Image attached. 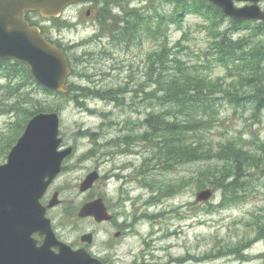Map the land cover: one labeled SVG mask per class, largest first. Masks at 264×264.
Returning <instances> with one entry per match:
<instances>
[{"label":"rangeland","instance_id":"374dc122","mask_svg":"<svg viewBox=\"0 0 264 264\" xmlns=\"http://www.w3.org/2000/svg\"><path fill=\"white\" fill-rule=\"evenodd\" d=\"M109 5L108 8L111 11L113 8V12L117 13L118 8L120 9L119 16L122 20L127 18L130 22L134 18L140 19L137 24L139 30L136 26L138 31L152 33L157 29L159 36L158 40H144L141 43H128L130 41L121 39L115 41L114 35L119 34L120 26L124 25L108 22L107 18L102 25L97 26L87 23L73 27L69 23H63L62 19L50 25L54 27L53 34L58 43L68 51V57L73 58L76 73L71 78L73 84L85 86L88 90L95 87L96 90L95 93H90L89 90L87 96L77 93L81 97L73 92L66 96H52L41 91L35 95L39 105L57 107L61 147H73V152L63 162V172L52 184L53 189L60 191L61 201L49 209L47 215L51 218L57 235L73 247L84 245L94 256L112 264H129L139 258L150 261V254L153 255V261H165V264H264V173L261 174L258 170V164L260 166L264 163V154H258L249 142H264V109H256L253 101L244 99L241 101L242 106L234 105L236 108L223 105L219 112L221 119L214 124L208 136L215 146L226 140L224 142H232L240 150L239 158L227 160L226 163L228 171L233 174L240 159V171L245 173L241 174L239 180L248 181L244 186L246 189L241 191L242 196L235 201H229L224 196L215 177L211 179L214 183L199 188L200 184L195 176L205 166L203 162L180 163L176 160L177 162H170L172 168H165L162 167L165 162L156 161L154 155L150 173H145L144 176L149 180L152 178L150 183L155 189L152 192L148 187L142 186L141 178L137 177L139 183L134 185L131 196L138 201H135L129 216L124 213L130 225L137 222L135 219L132 222L133 216L138 215L137 219L145 217L137 225L139 231L129 234L126 227H130L119 224L122 217L97 222L91 216H78L80 207L86 201L101 196L96 182L85 192L80 191L78 185L93 171L100 175L103 156L110 154L117 164L141 163L138 159L140 148L135 150L132 146V150H125V145H131L135 140L139 142L143 136L146 138L147 124L144 121L137 125L126 122L142 120V116L150 112L144 105H140L142 110L130 106L135 103H131V100L140 104L147 103L136 94L141 91V82H148L145 89L153 86L143 77L146 67L148 71L152 67L149 56L153 52L161 53L163 49L168 57L198 63L208 79L220 77L224 78V82H232L231 77L225 78V67L216 62L208 63L204 55L212 40L208 33L209 22L189 12H178L176 0H153L152 7L148 10L149 20L140 16L138 5H130L124 0H118L111 7ZM113 14L116 19V14ZM82 17L81 11L80 18ZM249 25L256 26L257 23L250 22L247 26ZM226 27L229 25L222 26L221 30ZM245 30L244 26L241 31L246 33ZM236 34L234 31L233 38L238 37ZM74 56H77V60ZM89 75L93 76L91 81ZM3 82L0 78V84ZM118 88L125 91L118 94ZM115 92L116 97L123 98L121 103H113L107 99ZM148 103L152 105L153 113L159 112L164 105H160V101L155 98ZM14 120L24 124L20 116H15ZM14 120L0 110V157H5L0 158V164L6 161L11 148L6 149L10 131H16L20 127L15 124L10 128V122ZM140 128H143L142 132ZM5 150L8 152L5 153ZM143 157L147 158L146 154ZM249 162L257 168H246ZM210 163L213 161L210 160ZM115 166L114 162L109 161L102 168L112 169ZM133 171L134 169L129 168L125 172L130 174ZM141 172V169H137L136 176H141ZM248 172L253 175L252 179ZM205 189L212 192L211 199L198 202L197 193ZM115 195L113 188L109 187L108 199L113 208L116 207L115 201H112L115 200ZM160 197H164L161 202L160 199L158 201ZM126 210H130L128 205ZM108 213L110 214L109 211ZM122 229L127 231L126 237L114 236L115 232ZM150 232H159L160 235L157 236L160 238L153 241ZM86 233H92L90 244L79 240Z\"/></svg>","mask_w":264,"mask_h":264},{"label":"trees","instance_id":"16d2710c","mask_svg":"<svg viewBox=\"0 0 264 264\" xmlns=\"http://www.w3.org/2000/svg\"><path fill=\"white\" fill-rule=\"evenodd\" d=\"M184 9L199 14L209 22L208 33L212 40L204 55L208 63L216 62L225 67V78L231 77L232 82H224V78L220 77L208 79L200 70L198 63L187 62L184 58L168 57L163 49L161 53L155 51L149 56L152 67H149L148 75L153 76L150 97L158 99L160 105L164 104L159 112L151 114L152 131L156 141L153 146L155 160L165 162V168H172L171 161L203 162L205 166L195 176L200 184L199 188H203L205 184L214 183L211 179L215 177L224 196H227L229 201H235L242 196L241 191L246 189L244 186L248 181L239 180L241 174L245 173L240 171V159L233 174L228 171L226 163L227 160L239 158L240 150H237L235 145L231 144L232 142H224L226 140L215 146L208 136L214 124L221 119L220 108L225 104L236 108L234 105L242 106L241 101L245 99L253 101L256 109H264V28L259 25L247 26L246 34L233 38V31L244 28V23L231 19L229 21L218 7L202 0L199 5L192 2ZM225 20L229 21L228 25L231 27L221 30ZM129 27L127 26V29L130 30ZM137 28L139 30V26ZM127 29L125 36H122L123 40L134 43L133 34ZM117 35H114L115 41H118L115 38ZM158 36L157 29L144 35L145 39L151 41L158 40ZM141 42L140 36L136 43ZM91 76L89 75L90 81ZM0 78L4 81L0 84V110L12 116L13 120L15 116H20L24 121L23 125L17 120L10 122L12 123L10 128L15 124L20 127L16 131L9 129L11 135L6 144V149H9L33 114L57 110V107L53 105H47V107L39 105L35 97L38 92L42 91L53 96H66L67 93L57 94L41 89L24 64L0 62ZM94 88L89 89L90 93H95ZM69 89L79 97L87 96L89 93L85 86L74 85L72 89L71 87ZM116 91H119V94L123 89L118 88ZM117 92L109 95L108 98L119 101L116 97ZM249 142L258 154H264L263 141L250 140ZM6 151L8 152L5 150V153ZM210 160L213 163H210ZM247 167L257 168L251 162L246 165ZM258 170L261 174L264 173V163L260 166L258 164ZM252 176L251 174V179ZM258 177L261 178V175ZM168 188L171 187L168 186ZM153 189H155L154 186Z\"/></svg>","mask_w":264,"mask_h":264},{"label":"water","instance_id":"95a60500","mask_svg":"<svg viewBox=\"0 0 264 264\" xmlns=\"http://www.w3.org/2000/svg\"><path fill=\"white\" fill-rule=\"evenodd\" d=\"M76 1L80 0H0V59L13 58L26 63L39 84L66 92L69 68L63 50L47 42L23 17L25 10L55 17L65 5ZM209 1L232 18L264 20V11L256 5L257 0H237L254 2L243 7L235 6L234 0ZM58 134L57 112L34 115L11 148L6 163L0 164V264H102L85 249L73 251L60 242H57L60 253L47 254L45 250L51 244L48 237L45 245L36 250L30 237L35 231L51 232L39 199L71 151V148L58 150L62 140ZM97 177L96 171L89 173L81 182L80 190L89 189ZM211 195L205 189L197 193V199L206 201ZM57 202L55 193L49 206ZM78 215L93 216L98 222L110 218L102 199L86 202ZM81 240L91 242V234L82 235Z\"/></svg>","mask_w":264,"mask_h":264},{"label":"flooded vegetation","instance_id":"af4514ba","mask_svg":"<svg viewBox=\"0 0 264 264\" xmlns=\"http://www.w3.org/2000/svg\"><path fill=\"white\" fill-rule=\"evenodd\" d=\"M128 3H132V5H138V11L140 13V15L142 17H145V20H149V9L152 7V1L153 0H124ZM114 3H118V0H87V1H83V2H79V3H74L72 5H69L67 6L64 11L62 12V14L60 15V18L66 22V23H69L71 26L73 27H77V26H80V25H83V24H87V23H92L94 24L95 26L97 25H102L105 21V13H107L108 11V7L106 8V4H110L109 6H113ZM238 5L242 6L244 4H249L248 2H245V3H240L238 2L237 3ZM259 6L264 10V0H259ZM118 8V7H117ZM112 9V13H115L116 14V17H117V24L120 26V25H128L129 23H131V21L129 22V19L125 18V19H120V16L119 14H121L120 12V9L118 8V12H113V8ZM84 10V11H83ZM82 11V14L84 17L80 18V12ZM119 19L121 21H119ZM31 23L35 24L37 23V25L39 26L40 30H41V33L44 35V37H46L47 40L51 41V42H57V38L54 36L53 32H54V27L50 26L54 23V20L53 19H44L42 17H40L39 15H36L35 18L32 19ZM123 28L120 26L119 28V31H122ZM135 34V33H134ZM56 38V39H55ZM60 39V38H59ZM61 40V39H60ZM58 43V42H57ZM63 49H65L63 47ZM65 52L66 54H68L67 50L65 49ZM69 63H70V66L71 68L73 67V58H70L69 59ZM145 76V72L143 74V77ZM146 78V77H144ZM71 84V83H70ZM148 83L144 82L142 83V85H147ZM133 101L131 100V103ZM142 110V109H141ZM141 115V113H140ZM142 116V115H141ZM146 117V115H143L142 116V120H144ZM141 126V125H140ZM140 131L142 132L143 131V128H140ZM143 135V133L141 134ZM122 142H125V140H121ZM106 144H108L106 142ZM133 146V149H138L140 148V152L138 153V155L140 156V158H138L141 163H139L138 165H136L135 163L133 162H128V163H119L117 164L113 158H111L110 154L108 155H105L101 158V161L104 160V162L101 164L102 167L106 164H108L109 161H112L116 164V166L112 169H108V168H99V178L97 180V185H98V188L100 189V195L103 197V200H104V203L108 209V211L110 212V214L112 215V219H115V218H119V217H122L123 218V222L120 221L119 224L122 225V227H126V225H128L130 228L128 229V227H126V230L128 231V233H136L137 231H139V228L137 227L138 223H140V221H142L143 218L145 217H141L138 219L136 218L138 215H136V217H134L133 215V220L132 222L134 221H137V222H133L129 223V219L125 218V214H128L129 216V212L132 213V206L135 204V201H138L136 200L135 197L131 196V192L133 191L134 189V185H136L137 183H139V180L137 177H140V183L142 186L143 185V181L146 180L147 182V186L150 190H152V187L150 185V182L152 181V178L151 180L147 179L144 175L145 173H150V168H152L153 166V159H152V134L151 133H147V137L145 138L144 136L140 139V141L138 142L137 140H135L131 145H125L126 149L125 150H132V147ZM106 153H108V151H106ZM136 153V152H135ZM144 154H146V157L147 158H144ZM109 160V161H108ZM160 164H157V166H159ZM132 167V168H131ZM162 167H165V163L163 164ZM130 169H134V171L130 174H126L125 171L129 170ZM137 169H141L143 172H141V176H136V170ZM148 170V171H146ZM153 171V169L151 170V172ZM109 187L113 188L114 192L116 193V195L114 196L115 197V200H112V201H115L116 203V207L113 208L112 205H110V201L108 199V194H109ZM55 189H53V186H49V188L47 189L45 195L43 196V198L41 199V203L43 205H47L48 203V197L50 195V192L54 191ZM59 191V190H58ZM51 192V193H52ZM60 192V191H59ZM132 203V204H131ZM129 206V209L128 212L126 210V206ZM133 209H134V206H133ZM49 209L47 210L46 214L48 213ZM48 216V215H47ZM49 217V216H48ZM50 218V217H49ZM148 219V218H146ZM50 221H51V225H52V228L55 232V235L58 239H60L61 241H63L61 238H59V236L57 235L55 229H54V225L52 224V220L50 218ZM113 221V220H112ZM110 221V222H112ZM156 222V221H154ZM132 224H134V226H132ZM141 224V223H140ZM139 224V225H140ZM134 229V230H133ZM127 231H125V229L123 230H120V231H117L114 233V236H119V237H126L128 234ZM130 231H133V232H130ZM150 234H152V240H156L158 238L157 234L160 235L159 232H156L155 233H152L150 232ZM165 236V234H163V237ZM32 238L34 239L35 241V245L36 247H39L43 244L44 242V239H45V236L44 235H40L38 232L37 233H34L32 235ZM160 238V237H159ZM158 238V239H159ZM65 242V241H64ZM67 243V242H65ZM71 247H73L72 244H70ZM80 247V246H79ZM73 248H78V247H73ZM87 248V247H86ZM152 250L154 249V247L151 248ZM50 251L51 252H54L56 253L58 251V247H54L52 246L50 248ZM153 255L150 254L149 255V258H151L150 261H148L146 258H139V259H136L132 262H130L129 264H134V263H140V262H150V263H155L157 261H153L154 259L152 258ZM100 260L104 263V264H112L110 263L109 261L103 259V258H100ZM157 263H160V264H165V261L164 262H157Z\"/></svg>","mask_w":264,"mask_h":264}]
</instances>
